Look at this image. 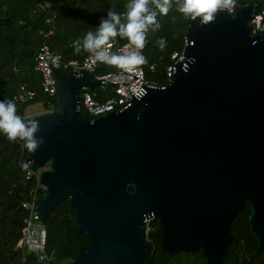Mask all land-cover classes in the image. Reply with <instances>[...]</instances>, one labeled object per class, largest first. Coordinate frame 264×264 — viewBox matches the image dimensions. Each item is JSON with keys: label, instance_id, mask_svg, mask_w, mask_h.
Returning <instances> with one entry per match:
<instances>
[{"label": "water", "instance_id": "1", "mask_svg": "<svg viewBox=\"0 0 264 264\" xmlns=\"http://www.w3.org/2000/svg\"><path fill=\"white\" fill-rule=\"evenodd\" d=\"M255 8L219 10L207 25L187 16L169 82L93 120L81 93L103 81L53 69L60 108L23 118L37 120L43 138L24 162L42 168L39 220L69 200L90 238L60 264H146L145 225L155 218L165 253L202 250L208 264H226L231 222L246 205L264 256V32L252 33Z\"/></svg>", "mask_w": 264, "mask_h": 264}, {"label": "trees", "instance_id": "2", "mask_svg": "<svg viewBox=\"0 0 264 264\" xmlns=\"http://www.w3.org/2000/svg\"><path fill=\"white\" fill-rule=\"evenodd\" d=\"M181 0H172L167 15L160 14L154 4L149 7L157 11L156 31L150 28L145 47L142 49L147 62L144 64L148 81L157 86L169 82L168 67L174 64L175 52L184 50L187 38L188 18L178 11ZM49 3L50 7H40ZM130 0H0V100L13 101L16 114L27 116L26 107L31 102H45V107L59 110V98L47 96L41 91V75L36 69L37 55L42 44L63 54L65 60L84 59L90 52L83 49V38L87 32L96 33L102 19H107L108 11L120 14L121 23H126ZM254 4L255 13H262L264 0H236L235 7ZM119 27V26H118ZM164 38L161 47L158 41ZM119 43L129 42L117 36ZM80 51L77 52L76 48ZM155 64V70L150 66ZM121 66L99 61L97 74L117 71ZM28 83L37 90L38 96L29 102L18 103L14 94L20 84ZM99 94L103 93L99 88ZM86 118L91 117L83 111ZM29 153L25 141L10 140L0 131V264H60L76 257L81 248L88 249L90 238L80 232L76 223V213L70 201L58 204L48 215L46 227L45 254L32 252L24 246L27 209L25 201L31 200L30 191L37 185L36 177L27 176L28 165L24 157ZM45 196V190L39 188ZM249 205L231 222L234 235L224 256L226 264H264V256L257 253V238L253 234L249 216ZM148 242L152 253L146 264H208L202 250L179 252L176 255L165 253L162 247L161 221L153 219Z\"/></svg>", "mask_w": 264, "mask_h": 264}, {"label": "built area", "instance_id": "3", "mask_svg": "<svg viewBox=\"0 0 264 264\" xmlns=\"http://www.w3.org/2000/svg\"><path fill=\"white\" fill-rule=\"evenodd\" d=\"M40 7L48 8L50 7V4L40 3ZM236 8L237 7L230 11V13L234 14ZM249 23L252 26L253 34L264 32V19L262 13H254V17L250 19ZM110 44V51L113 53H123L134 48L129 42L119 43L116 40H110ZM105 47H107V45ZM182 54L183 51L181 53L175 52L173 54L172 58L174 59V64L168 67L169 80L172 76V69L174 68L175 63L182 57ZM142 55L146 57L143 51ZM98 63L99 60H97L92 53L81 60H65L61 52L52 49L48 44L44 43L40 47L36 64V69L41 75V91L44 94H47V96L58 97L56 80L53 73L55 67H63L70 70H87L92 72L96 78L103 81L100 85L96 86V88L100 87L103 93L110 91L109 94L103 95L99 94V92L96 91V88L94 90L86 88L81 93L80 103L82 111H85L91 117L90 120H93L103 114L127 107L130 105L134 97L139 98L144 95L146 92V86L151 85L147 79L145 63L128 68L121 67L117 71H111L101 75L96 73ZM149 69L155 70V64H152ZM37 96L38 92L36 89L28 83H22L13 98L18 103H26L34 100ZM42 104L43 106L46 105L43 101ZM50 111L54 110L45 107L43 111L38 113ZM40 174L41 172L39 170H33L30 165H28L27 176L36 177L37 185L30 191L31 200L23 203V206L28 211V216L25 219L26 228L23 243L29 251L37 252L40 254V259H45L47 258L45 254L47 234L44 222L40 221L38 217L37 200L40 197H44L39 194V188L45 190L46 195V187L40 182ZM152 220L153 219H148L145 225L147 240L150 232L155 231L156 229L155 226L151 224Z\"/></svg>", "mask_w": 264, "mask_h": 264}, {"label": "clouds", "instance_id": "4", "mask_svg": "<svg viewBox=\"0 0 264 264\" xmlns=\"http://www.w3.org/2000/svg\"><path fill=\"white\" fill-rule=\"evenodd\" d=\"M235 2L236 0H181L178 11L192 20L199 17L200 22L207 25L214 21L219 10L232 11ZM150 4H154L160 14L167 15L172 7V0H131L126 15L127 22L123 24L119 13L108 11L107 19L101 20L96 33L89 31L83 38V49L103 63L124 68L146 63L142 49L146 44L147 33L150 28L156 31L160 27L156 19L157 11L150 8ZM117 36L127 38L134 48L123 53L111 52L110 39ZM158 43L164 47L166 41L161 38ZM76 51L79 52L80 48L77 47ZM16 111V104L13 101L0 100V131H3L10 140L19 138L25 141V146L34 151L43 143V138L35 135L40 131L39 122L34 119L26 121L17 115Z\"/></svg>", "mask_w": 264, "mask_h": 264}, {"label": "rangeland", "instance_id": "5", "mask_svg": "<svg viewBox=\"0 0 264 264\" xmlns=\"http://www.w3.org/2000/svg\"><path fill=\"white\" fill-rule=\"evenodd\" d=\"M130 2H131V0H130ZM99 88L100 87H97L96 91H98ZM44 109H45V106H43L42 102H31L27 105L25 111H26L27 116H29V115H34L38 112H41ZM46 167H48V165ZM41 170H42V168L39 169L40 172H41Z\"/></svg>", "mask_w": 264, "mask_h": 264}]
</instances>
